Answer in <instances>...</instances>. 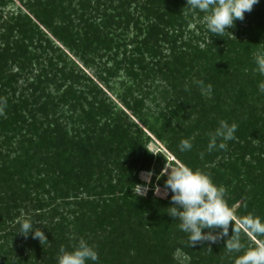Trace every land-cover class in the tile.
<instances>
[{"label": "trees", "instance_id": "trees-1", "mask_svg": "<svg viewBox=\"0 0 264 264\" xmlns=\"http://www.w3.org/2000/svg\"><path fill=\"white\" fill-rule=\"evenodd\" d=\"M14 2L0 0V98L12 94L11 100L17 101L12 104L14 112L21 115L22 125L31 127L28 133H36V137L22 135L21 143H27L31 152L27 156L20 147L21 154L4 160L0 149V264H58L61 246L72 251L81 239L98 254L97 261L86 264H182L174 257L179 248L190 254L188 264H234L243 251L229 253L225 248L228 237L211 242L207 252L209 241L190 245L178 219L168 214L169 207L174 206L170 189L164 200L133 194L136 178H125L123 171L131 169L132 174L148 168L151 158L142 147V132L132 128L138 127L136 123L125 111L114 112L106 94L101 97L104 94L94 77L107 82L106 76L125 70L134 87H126L123 99L136 116L143 99L136 98L135 91L155 76L167 79L179 103L176 108L171 102L168 105L171 117L165 115L157 131L160 138L169 142L180 164L193 170L199 169V155L211 162L227 153L231 163H220L214 172L199 170L209 174L218 186L231 187L225 199L230 207L239 204V217L251 213L264 222V139L258 147L252 139L264 133V93L258 88L264 76L254 71L257 65L253 57L264 41V0H258V8L254 5L245 13L249 22L244 35L234 30L226 31L223 37L207 32L209 42L188 29L194 15L203 12L187 7V0H18L17 12L6 14ZM130 32L134 38L128 43ZM121 54L123 59H119ZM74 58L94 69V76ZM109 61L112 66H108ZM197 81H203L205 88L210 84L213 96L203 95ZM89 94L93 101H89ZM81 100L88 105L86 109ZM79 105L81 114L77 115ZM67 106L73 110L68 119L83 123L86 129L60 122ZM182 108H190L195 115L185 132L175 128L182 127L180 121L174 124L171 119L178 117ZM220 120L237 124L236 139L228 141L226 150L209 152L208 133L215 131ZM195 133L198 141L191 142V150L181 151L180 141L189 140ZM138 144L142 159L137 161L132 155ZM127 148L133 149V154L126 156L133 159L131 168L130 162L126 166L120 161ZM249 154L252 156L247 160ZM33 161L39 173H52L50 188L36 198L31 197L32 188L25 179ZM239 164L247 166L248 184L232 187L228 174L239 170ZM109 165L119 169V180L125 178L117 191L89 194L88 199L61 195V184H70L68 190L87 189L97 172L101 186L103 172L112 171ZM248 185L251 189H246ZM70 198L72 202H68ZM72 203L84 209L76 221L57 220L64 215L59 208ZM88 205H92L94 217L87 212ZM145 214L151 219L147 225L142 221ZM126 216L130 217L129 226H123ZM132 216L139 217L138 222ZM17 219H31L34 229L40 228L48 240L42 245L29 233L24 258L19 249L25 237L19 233ZM69 224H75L74 232ZM221 231L213 229V234ZM75 233L82 235L72 237ZM231 234L230 225L229 237ZM241 241L246 248L252 242L246 235ZM9 245L18 253L5 256Z\"/></svg>", "mask_w": 264, "mask_h": 264}, {"label": "rangeland", "instance_id": "rangeland-1", "mask_svg": "<svg viewBox=\"0 0 264 264\" xmlns=\"http://www.w3.org/2000/svg\"><path fill=\"white\" fill-rule=\"evenodd\" d=\"M14 3H10L8 5V7L6 8V14L8 12H17V10L20 8V3L18 2V0H14ZM256 8H258V4L255 5ZM9 15V14H8ZM206 15V13H203L201 16L198 15H194L193 17V22L190 23V25L188 26V29L193 31L194 34L197 37H200L205 41L209 42L210 41V36L207 33V29H206V25L204 23V16ZM248 22L249 20H245L244 21H238V22H234L235 26L232 28H229L228 31H236V33L238 34H242L246 31V29L248 28ZM241 29H240V28ZM239 28V30H237ZM134 33L130 32L128 35V38H126V42L130 43V40L132 38H134ZM245 34V33H244ZM242 34V35H244ZM55 42H57L58 44H60L58 41L54 40ZM132 46L128 47L129 49ZM201 47L204 48V44L201 45ZM258 51H264V41L260 43V45L258 46ZM123 52V51H122ZM77 63H79V65L81 67L84 68V70L86 71V73H88L90 76H94V69L92 68H88L83 66V63H81L80 60H78V58H74ZM107 57H105V61H107ZM119 59H123L122 54L120 55ZM113 62L109 61L108 66H112ZM124 65V64H123ZM35 73H37V70H35ZM106 75V74H104ZM108 81H102L99 80L98 78H95L96 84L99 87V89L102 90L104 95H101L102 98L105 97V94L107 96V103L110 104L113 108H114V112L115 113H119L121 111H125L128 115V117L131 119L132 122L136 123V126L138 127H132L134 129V132L137 130H139V132H142V138L140 141H142V147L144 150H146V152H148V156L151 158L148 161V168L142 169V170H134L131 174V169L127 170L126 173H124L123 171V176L125 178H129V175H131L130 177H135L137 183L135 184V186L133 187L132 191L133 194L136 195V185H141V186H147L148 191L146 195H136L140 198L143 199H147V198H151V199H166L168 197V193H169V189H165V181L167 179V175L160 177V179H157V176H159V174L161 173V171L164 169L165 164H166V160H168V162L170 164H172L173 166H175L176 164H180V161L178 160V158L172 153V151L169 148V142L166 139H161L160 136L158 135L157 131L160 128V126L162 125L163 119L165 117V115H167L168 117H171V114H169L171 112V110H169L168 105L171 102L172 108H176V105L179 103V100L176 98V95L172 89V87L169 85V82L167 79H164V77H162L161 75L155 76L153 78H151V80H145L143 85H142V89L138 91H135L134 96L138 99H143L142 105L140 107V110L136 115H134V113L129 110L124 102L123 99V94H125V91L127 90L126 87L132 86L134 87V83L133 81H131L128 77V75L126 74L125 70L121 69L118 70V72H116L112 77L111 76H106ZM146 83V84H145ZM147 85V86H146ZM85 90V89H83ZM87 92V89H86ZM201 92L203 93V95H209V96H213L210 90H207L205 88V90H201ZM8 100H7V107L5 108V115L0 116V149L2 151V155L4 157V160L7 159H13L12 157H15L16 155H19L22 153V151L20 150V147H24L25 151L24 153L26 154H31V152H29V146L26 143H21L22 140V135L27 136L28 138L32 137H36V133H34L35 135H33L32 133H28L29 128L31 129L30 126H24L22 125V121H21V115L17 114L14 112V109L12 107V104L17 103L16 100H11L12 94L9 93L7 95ZM5 95V98H7ZM88 99L89 101H93L92 96H90V94L88 95ZM10 98V99H9ZM10 101V102H8ZM82 101V106L86 109L88 107V105L83 101ZM80 106H78V111L76 112L77 115L81 114L80 112ZM261 108V106H260ZM190 108H186L185 110L182 108L179 111V116H175L172 119L174 124H177L179 121L183 124L182 127H175V128H179L182 131H186L191 124L194 123V119H195V115L192 114L191 112H189ZM66 111L63 114V118L60 120L61 123H64L66 125H68V127H76L77 129H81L82 131L84 129H86L85 125H83V123L81 122H74L71 121L70 119H68V116L71 115L73 113V110L71 107L67 106L65 108ZM75 114V112H74ZM75 114V116H76ZM155 129V130H154ZM78 131V130H77ZM76 131V133H77ZM156 131V132H155ZM75 133V134H76ZM183 134V133H181ZM38 135V134H37ZM197 133L193 134L190 137V142H194L196 143V137ZM177 138L180 137V135L176 136ZM254 139V144H256V146H260L261 141L264 139V133L261 134L260 138H252ZM227 143V147H229L228 141ZM141 146V144H138V148L136 147L137 151L135 154H133V149L132 148H127L125 151H123V155L120 159V161L126 163V166L129 165L130 162V168L134 167V165L131 164L133 159L141 160L142 156H139L142 153H139V147ZM234 149V147H231V149ZM200 149V148H199ZM233 149L231 151H233ZM155 151V152H159L160 154L158 155H153L152 153H150L149 151ZM234 152V151H233ZM23 153V154H24ZM126 153V154H125ZM224 153V152H223ZM125 154V155H124ZM132 155V158L127 159L126 156L128 155ZM8 155H10L9 157H7ZM250 155V154H249ZM251 156L247 157V160L251 159ZM225 157V160L221 159ZM25 158V157H24ZM229 155H227V153L222 156L220 155L219 157H217L214 161H206V158L203 155H199L198 156V165L199 169H206L208 168V170L213 171V169H218V165H220V163L222 162H226V163H231V161H227L230 160L229 159ZM233 160V162L236 160L235 157L233 156V158L231 159ZM35 164V162L33 161L31 163V165L26 169L25 171V179H27L26 181L29 182L30 184H27L28 187H31L32 190H30L31 193V197L36 198L37 196H39V194L43 191V189H49L50 188V183L48 182V179H50L52 177V173H50V171L48 172L47 170H44V172L39 173V170H37V166L36 165H32ZM63 164V162H62ZM132 165V166H131ZM36 166V168H35ZM240 169L236 170L232 173L228 174V177L230 179L229 182H232V187L236 185H246L247 180L245 179L246 173L244 171L247 170V166L245 165H240L239 164ZM35 169H34V168ZM41 168V167H40ZM109 169H112V171L109 173H107V171L103 172L102 177V184L101 186H99V183L97 181H99V177H98V172L93 176V181L91 182V184H88V188L85 189V187H80L78 189H74L71 188L70 190L67 189V187L70 185H63L61 184V191L60 193H62L61 195L63 196H68V197H72V196H78V198H82V199H88L89 194H93V193H104L103 195H108L110 193H113L114 191H117L118 188H120L121 183H123V181H125V178L123 176H121V180H119L118 178H120V173H119V169L116 168V166L113 165H109L108 167ZM224 170H228L230 169L229 167H224ZM232 170V168H231ZM170 171V169H169ZM151 172V183H146L145 179L142 178V173H149ZM214 172V171H213ZM225 172V171H224ZM47 173V174H46ZM59 172H57L58 175ZM56 175V176H57ZM136 175V176H135ZM123 177V178H122ZM98 179V180H97ZM43 180V181H42ZM212 181L214 182V180L212 179ZM86 183V182H85ZM217 186L218 184L215 183ZM86 185V184H85ZM113 185V187L111 186ZM25 186V185H24ZM160 188V194H155V188L156 187ZM94 187H96L94 189ZM225 188V186H223ZM226 189V196H229L228 194L230 193L229 189H231V187L229 188H225ZM246 189H251L248 186H246ZM40 191V192H37ZM166 192V194H165ZM70 194V195H67ZM73 198H70L68 202H72ZM78 199V200H79ZM92 199V198H90ZM76 202V201H75ZM92 205H88V213L89 215H92L94 217L93 214V209L91 208ZM239 207V204H235L232 208L234 209V211L237 214V217H239V214L237 212ZM182 210V209H181ZM59 211H61L60 213L64 214L63 217L60 214L57 218V220H63V218H66L67 223L69 222H73L76 221V218L80 216L81 211V207L80 205L76 204V203H72L67 204V205H62V207L59 208ZM24 212V211H23ZM88 217V215H87ZM133 217V216H132ZM135 218V217H133ZM139 218V217H138ZM138 218H135V221L138 222ZM19 219H17L16 221H18ZM123 221H124V225L123 226H129L131 224L130 221V217L126 216L123 217ZM142 221L144 222L145 225H147L148 222H151V219L147 217V214H145L144 217H142ZM147 222V223H146ZM70 229L73 231L74 230V226L75 224H69ZM108 228V227H105ZM145 228V227H144ZM213 232V229L211 230ZM74 232V231H73ZM184 233V232H183ZM82 234L78 233V234H73L72 237H79ZM24 236V235H23ZM22 236V239H23ZM25 237V236H24ZM251 239V243L248 244L249 246H255V239L254 238H250ZM86 243L87 240L83 239ZM29 242L28 237H25L23 242L21 243V248L19 249L20 251L23 252V258L26 257L27 253H28V247L26 245V243ZM211 241H209V244L207 246H209L211 248ZM208 247V248H209ZM208 248L206 250V252L208 251ZM8 249V250H7ZM13 249V246L9 245L8 247H5V251L6 253H4L5 256L9 257V252H12V254H16L17 251H13L11 250ZM18 250V251H19ZM18 253V252H17ZM176 260H179L182 262V264H188L189 261H191V256L190 254H188V252L186 250H184L183 248H179L178 250H176L175 255H174Z\"/></svg>", "mask_w": 264, "mask_h": 264}, {"label": "clouds", "instance_id": "clouds-1", "mask_svg": "<svg viewBox=\"0 0 264 264\" xmlns=\"http://www.w3.org/2000/svg\"><path fill=\"white\" fill-rule=\"evenodd\" d=\"M257 3L258 0H187V7L206 13L203 19L207 31L223 37L226 31L229 32V28L235 26L234 22L242 21L245 13L251 12ZM253 57L257 65L254 71L264 76V51L254 52ZM197 83L202 91L205 90L203 81H197ZM206 88L210 90L211 85H207ZM258 88L264 93V81L258 84ZM6 107L7 99L0 98V116L5 115ZM237 127L235 123L229 125L227 121L220 120L215 131L208 133V151L211 152L217 148L226 150V142L236 139ZM179 147L181 151H187L191 150L192 144L190 140L182 139ZM150 153L160 154L155 151ZM141 175L146 183H151V172ZM165 175H167L165 189H170L173 193L171 201L174 205L169 207L168 214L178 219L179 227L188 234L191 246L201 241L215 243L218 239L228 237L225 248L229 253L243 251V254L235 259L234 264H264V239H262L264 238V222L258 216L249 213L237 217L236 212L225 199L226 189L223 186H217L209 174L199 169L193 170L182 163L173 166L166 160L165 167L157 179ZM147 191V186L136 185V195H146ZM155 194H160L158 186L155 188ZM17 223L20 225L19 233L25 237L33 233V239H39L42 245L48 241L40 228L34 229V222L31 219H20ZM230 225L232 234L229 237ZM203 229H221L222 231L213 234L212 231L204 233ZM242 235L254 238L255 246L246 248L241 241ZM208 249L211 250L210 247ZM57 259L58 264H86L89 260L97 261L98 254L81 239L72 251L61 246Z\"/></svg>", "mask_w": 264, "mask_h": 264}]
</instances>
